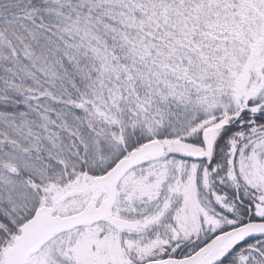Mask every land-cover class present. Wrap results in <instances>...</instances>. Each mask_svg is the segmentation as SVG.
I'll use <instances>...</instances> for the list:
<instances>
[{
    "label": "snow or ice",
    "instance_id": "snow-or-ice-1",
    "mask_svg": "<svg viewBox=\"0 0 264 264\" xmlns=\"http://www.w3.org/2000/svg\"><path fill=\"white\" fill-rule=\"evenodd\" d=\"M0 264H264V0H0Z\"/></svg>",
    "mask_w": 264,
    "mask_h": 264
}]
</instances>
